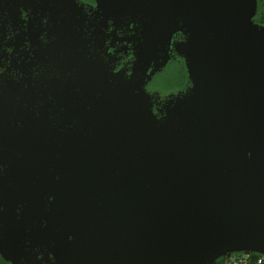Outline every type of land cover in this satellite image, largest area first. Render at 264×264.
Wrapping results in <instances>:
<instances>
[{
	"label": "water",
	"instance_id": "1",
	"mask_svg": "<svg viewBox=\"0 0 264 264\" xmlns=\"http://www.w3.org/2000/svg\"><path fill=\"white\" fill-rule=\"evenodd\" d=\"M95 3L86 14L77 0H0L17 25L23 10L47 18L49 40L19 64L22 77L0 75V254L10 264L264 256L258 0ZM128 50L131 66L116 70ZM176 56L190 84L160 105L147 84Z\"/></svg>",
	"mask_w": 264,
	"mask_h": 264
},
{
	"label": "flooded vegetation",
	"instance_id": "2",
	"mask_svg": "<svg viewBox=\"0 0 264 264\" xmlns=\"http://www.w3.org/2000/svg\"><path fill=\"white\" fill-rule=\"evenodd\" d=\"M77 2L83 7L86 14H90L91 7L96 5L95 0H77ZM261 2L264 3V0H258V11ZM258 11L255 19L258 15ZM32 16L33 15L30 10H23V22H20L17 25L11 21V14L8 11L3 13L0 12V75L19 79L23 76V72L19 68V64H21L23 60L26 62L35 61L36 52L39 48L36 42H40L44 45L48 43V32L45 30L47 26V18L31 23ZM34 31L40 34L37 40L30 39V34ZM23 34H25L24 39L21 38ZM21 39L24 40L23 43L21 42ZM107 45H112L111 39L108 41ZM121 46L122 44L120 42H116L114 44V50H120ZM179 57L180 56H176L175 59ZM116 58L117 61L115 63V69L119 70L130 67L134 57L132 51L128 50L127 52L119 51ZM33 71L36 74L38 73L36 66L33 67ZM155 76L156 75H154L147 84V89L160 97V105L165 103V100L170 94L184 90L190 84V82H188L184 88L177 91H162L153 87V80ZM0 264H10V262L5 260L0 254Z\"/></svg>",
	"mask_w": 264,
	"mask_h": 264
},
{
	"label": "trees",
	"instance_id": "3",
	"mask_svg": "<svg viewBox=\"0 0 264 264\" xmlns=\"http://www.w3.org/2000/svg\"><path fill=\"white\" fill-rule=\"evenodd\" d=\"M255 20L258 21L259 23L264 24V3L263 2L260 3L258 15ZM171 68L177 69L178 80L176 84L167 85L166 82L163 81L162 76L163 74H165L166 70L168 72ZM188 82H189L188 73H187L185 61L182 57L172 59L162 71L156 74L153 80V84L159 87L160 90L162 91H177L179 89L184 88L188 84ZM236 254L240 255L241 253H236ZM259 256H262V254L252 253L251 264H256V260ZM226 258L227 257L220 258L217 264H223Z\"/></svg>",
	"mask_w": 264,
	"mask_h": 264
},
{
	"label": "built area",
	"instance_id": "4",
	"mask_svg": "<svg viewBox=\"0 0 264 264\" xmlns=\"http://www.w3.org/2000/svg\"><path fill=\"white\" fill-rule=\"evenodd\" d=\"M251 255L252 254H243V253H241L240 255L233 254L232 256L227 257L223 264H251L252 262ZM256 264H264L263 255L257 258Z\"/></svg>",
	"mask_w": 264,
	"mask_h": 264
},
{
	"label": "rangeland",
	"instance_id": "5",
	"mask_svg": "<svg viewBox=\"0 0 264 264\" xmlns=\"http://www.w3.org/2000/svg\"><path fill=\"white\" fill-rule=\"evenodd\" d=\"M163 81L166 82L167 85L170 84H176L177 80H178V71L177 69H170L168 72L166 70L165 74H163ZM153 87L155 89H160L159 87H157L155 84H153ZM169 92V91H167Z\"/></svg>",
	"mask_w": 264,
	"mask_h": 264
}]
</instances>
